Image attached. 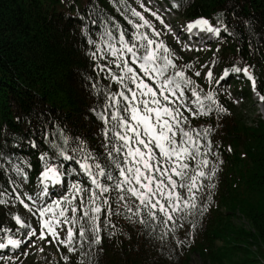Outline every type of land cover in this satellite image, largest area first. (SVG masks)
<instances>
[{"label": "trees", "instance_id": "1", "mask_svg": "<svg viewBox=\"0 0 264 264\" xmlns=\"http://www.w3.org/2000/svg\"><path fill=\"white\" fill-rule=\"evenodd\" d=\"M167 3L178 18L193 21L204 17L211 25L229 32L230 37L217 41L220 53L216 57L211 56L212 51L186 54L162 26L142 14L134 1L0 0V242H6L8 237L24 240L27 232L37 226L36 209L42 207L29 197L49 187L54 189L50 180L43 181L40 175L46 165L58 164L64 187V192L46 205L69 196L74 183L91 186L76 163L80 152L73 151L80 141L97 162L113 175L118 174L106 150L115 143L113 133L109 131L106 138L103 131L105 127L111 129V116L105 125L97 114L114 110L108 107L110 93L127 94V89L111 79L112 74L122 73L113 62L117 57L109 45L119 49L123 33L130 45L137 46L141 57L144 48L140 45L147 41L137 36L147 35L154 41L153 47L163 41L176 66L165 75L183 71L191 81H181L184 94L173 107L183 103L180 111L188 121L181 123L196 138L201 150L198 159L207 156L209 165L205 171L210 173L215 165L216 173L211 179L205 176L199 181L203 187L196 192L197 207L184 218L177 214L167 229L158 221L153 222L155 228L142 225L138 217L122 207L119 214L114 211L111 216L102 209L100 242L90 246V231L87 239H81L78 223L73 226L76 235L71 242L75 251L58 243V258L51 259V263L264 264V118L249 123L227 92L204 75L207 68L216 73L246 65L256 75L259 95H264V0ZM133 9L143 19L133 15ZM137 24L141 27L137 28ZM159 51L161 56L165 54ZM130 55L124 57L129 62ZM207 55L209 58L204 59ZM125 83L135 87L127 80ZM191 88L198 92L199 103ZM234 91L242 98L250 92L245 82L236 85ZM209 92L214 94L212 99L206 98ZM246 99L251 96L246 95ZM219 107L226 111H219ZM62 151L75 159H65ZM113 155L119 159L122 154ZM190 162L195 167L197 161ZM100 179L111 183L106 177ZM180 191L187 195L186 190ZM110 199L113 210L120 207L114 192ZM134 201L135 198L129 201L133 207ZM62 203L67 206L66 201ZM67 215L71 219L70 211ZM76 215L81 216L82 210ZM16 216L22 224L16 222ZM105 217L111 223L105 224ZM67 227L58 226L61 238L66 237ZM30 264H42V260Z\"/></svg>", "mask_w": 264, "mask_h": 264}, {"label": "snow or ice", "instance_id": "2", "mask_svg": "<svg viewBox=\"0 0 264 264\" xmlns=\"http://www.w3.org/2000/svg\"><path fill=\"white\" fill-rule=\"evenodd\" d=\"M132 13L143 19L135 9L132 10ZM153 15L156 14L153 13ZM144 24H148V21L144 20ZM136 27L139 28L141 25L137 24ZM194 27L216 34H219L220 31L204 17L188 22L187 29L189 31ZM136 38L147 41L146 45L143 43L140 45L144 48L142 57L137 54V46L130 45L125 40L123 33L120 34L121 47L119 49L109 45L112 55L117 57V60L113 62L117 64L122 73V75L112 74L111 79L127 89V94L125 91L110 93L108 107L114 110L111 113L97 114V118L103 120L105 125L109 123L108 116H111V129L105 127L103 131L106 138H108L109 131L113 133L112 139L115 143L111 148L106 146V150L108 159L115 165L118 174L113 175L110 169L97 162L96 157L88 151L84 142L80 141V145L73 151L80 152L81 158L76 160V163L90 181L91 186L74 183L69 196H62L51 204L36 209L41 219L39 231L41 241L51 243L52 241L47 239L48 236H51L60 244L68 245V251L73 252L75 248L71 246V242L76 235L73 226L79 223L80 238L87 239V233L90 231L93 236L90 246L98 244L101 239L99 232L102 209L108 213V216H111L114 211L115 214H119L121 207L132 216L138 217V221L142 225H151L155 228L156 224L153 222L158 221L167 229V225L174 221L177 214L180 215V218H184L186 214L197 207L196 192L203 187L199 181L205 176L211 179V176L216 173L215 165L212 166L210 173L205 171L209 160L206 155L198 159L201 150L196 138L190 134V130H185L181 123L182 120L184 123L188 121V117L180 111L183 103L173 107L184 94L181 81L184 84H191V81L185 77L183 71H176L174 76L165 75L170 67L175 69L176 66L167 55L170 50L163 44V41L155 43L153 47L154 41L147 35ZM160 49L165 53L163 56L160 55ZM126 54H131V62L124 58ZM161 60L163 63H160ZM109 71L111 73V69ZM230 72L243 73L251 81L255 90L256 80L249 72L248 66L237 67L234 65L230 70L226 69L221 80L229 76ZM196 75L199 76L200 73L197 72ZM207 76L211 79V70ZM126 80L135 87H129L125 83ZM216 83L219 84L220 80H217ZM190 90L192 95L197 97L196 103H199L200 97L196 89L191 88ZM213 95L212 92H209L206 98L212 99ZM258 98L264 102V95H259ZM188 110L193 115L197 114L192 109ZM218 110L226 111L223 107H219ZM207 131L206 129L205 135H207ZM205 151L207 152L209 149H205ZM113 153L122 154L121 158L118 159ZM61 155L65 159H75V157H68L63 151ZM41 159H44L43 154ZM190 161H197L195 167ZM40 175L50 179L52 183H57L62 173L56 165H46ZM100 177H106L107 181L111 183H104ZM180 190H186L187 195ZM113 192L115 193V203L120 206L115 210L112 208L110 199ZM106 193L108 195H105ZM132 198L138 201V203L133 202L134 207L129 203ZM62 201H66L67 206ZM121 202L123 203L121 204ZM24 206L30 212L32 211L28 204H24ZM81 210L82 215L78 217L76 214ZM69 211L72 214L71 219L67 215ZM46 216L47 218H45ZM15 219L18 224H22L19 216H16ZM104 223L109 224L111 221L105 217ZM86 224H90L91 227L86 228ZM60 225L68 226L65 238H61V234L57 231V227ZM167 231H164V235H167ZM35 236H37V230L34 228L26 234V238ZM31 242L34 244L35 240ZM22 243V240L8 237L6 244L0 243V248L9 245L19 247Z\"/></svg>", "mask_w": 264, "mask_h": 264}, {"label": "rangeland", "instance_id": "3", "mask_svg": "<svg viewBox=\"0 0 264 264\" xmlns=\"http://www.w3.org/2000/svg\"><path fill=\"white\" fill-rule=\"evenodd\" d=\"M131 1L132 2L134 1L139 6L142 14H145L146 16L151 18L152 20H154L153 17L157 16L156 11H159V10H160V12L166 11V10H162V8H161L162 4H161L160 0H131ZM153 13H155L156 15H153ZM167 13H169V12H167ZM170 14H171L172 19L177 18L176 15L174 14V12H171ZM159 21H157V23L160 26H162L164 29H166L164 27V25H162V23L164 22V19L159 17ZM214 27L220 28V26H214ZM172 31H173L171 34L172 36L170 35L171 39L173 41H175L177 43V45L180 46L182 44L180 41V33L178 32V30L173 29ZM178 42L181 44H179ZM203 47L207 48V45H204ZM184 52L186 54H195V56H196L197 53H199L201 51L191 52V51H188L187 49H185ZM217 53H219V51H217ZM208 58H209V55L204 57V59H208ZM258 97H259V95H255V96H252V98L250 100L245 99L243 106L237 99L235 100V102L238 103L237 105L239 106L240 111L243 113V115L249 121V123H253L254 120H257L259 117L264 118V104L259 100ZM250 121H252V122H250ZM40 222L41 221H39V223ZM57 231L59 233H62L61 229H59L58 227H57ZM15 239H18V238H15ZM47 239L52 241V242L48 243L45 241H41L39 239V234H38V241H37L36 237H31L30 239H28V241L27 240L23 241V243L21 244L22 245V253L13 254L8 258H3L0 256V264H30L32 261H35L37 259L42 260V264H52L51 259L54 258L55 260H57L58 255H59V248H58L59 241L54 240L51 236H48ZM32 240H35L34 244L31 242ZM11 252H15V251H11ZM195 262H196V264H198L197 261H195ZM195 262H193L192 264H195Z\"/></svg>", "mask_w": 264, "mask_h": 264}, {"label": "bare ground", "instance_id": "4", "mask_svg": "<svg viewBox=\"0 0 264 264\" xmlns=\"http://www.w3.org/2000/svg\"><path fill=\"white\" fill-rule=\"evenodd\" d=\"M131 1V0H130ZM160 2H161V4H162V10H166V11H168L169 13H171V12H174V14L176 15V13H175V11L172 9V7L167 3V0H160ZM161 6V5H160ZM140 9V8H139ZM158 12H160V10L159 11H156V14L158 13ZM152 16V15H151ZM153 17V16H152ZM176 17H177V15H176ZM154 18V20L157 22L158 20H157V16L156 17H153ZM178 18V17H177ZM196 20V19H195ZM213 26V25H212ZM214 27V26H213ZM193 29H195V30H198V27H194ZM192 29V30H193ZM219 29H221V27L219 28ZM201 30V29H200ZM199 32H202V31H199ZM205 33V32H204ZM208 33H210V32H208ZM200 34V33H199ZM227 93L229 92V91H226ZM251 98H252V96H251Z\"/></svg>", "mask_w": 264, "mask_h": 264}]
</instances>
